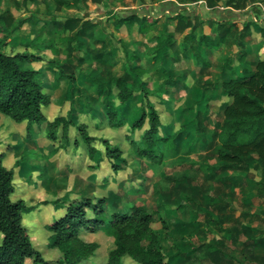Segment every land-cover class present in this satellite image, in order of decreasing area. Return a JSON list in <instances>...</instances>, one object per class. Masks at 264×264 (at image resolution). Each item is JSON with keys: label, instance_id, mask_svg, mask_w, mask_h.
<instances>
[{"label": "rangeland", "instance_id": "rangeland-1", "mask_svg": "<svg viewBox=\"0 0 264 264\" xmlns=\"http://www.w3.org/2000/svg\"><path fill=\"white\" fill-rule=\"evenodd\" d=\"M62 1L0 0V41L3 42L0 49L5 52L26 50L40 55L43 60L27 66L41 72L44 90L50 96V103L42 108L45 121L32 124L28 136L25 121L15 122L0 113L3 163L11 167L16 156L21 154L24 158L21 165L13 167L14 191L10 196L22 198L26 205L33 207L32 211L22 214V224L32 245L50 264H57L59 252L48 245L49 232L44 225L62 213L61 200L88 196L107 198V214L136 203L165 219L166 228L160 227L159 221L151 226L169 264H213L206 245L217 239L226 243L231 255L242 259L243 225L264 229V216L259 215L264 205L255 196L259 175L252 167L253 158L248 159V168L219 170L221 162L217 150L220 145L213 136L222 122L221 103L226 100L220 80L231 73L228 67L224 72L221 70L230 60L233 61L230 67L239 69L234 59L241 50L234 45L210 49L201 44L207 64L198 62L190 52L182 57V40L190 27L181 28L175 15L185 14L186 19L196 24L197 38L201 32L213 35L214 27L222 21L236 28L248 21L263 22L261 10L256 5L253 12L244 11L245 15L239 17L240 9L229 7L227 0H219L211 8L204 0ZM130 13L146 16L155 21V25L146 33L138 32L137 23L131 27L116 25L118 14ZM29 16L34 23H19ZM69 17L88 25L78 36L80 44L69 46L61 40L71 33L62 27ZM165 29L172 32L173 44L163 57L162 51L155 47L165 37ZM245 43L247 61L264 55L260 33L257 37H248ZM97 53L102 55L101 60L93 58ZM131 54L135 55L133 63L149 73L148 86L153 89L150 100L159 113L162 135L174 133L182 123L191 121L196 112L202 121L198 139L187 132L176 140V149L161 146L160 164H151L136 155L135 147L127 138L130 135L128 122L120 128H111L106 123L104 95L109 94L116 102L111 93V78L124 72L126 57ZM79 57L83 59L81 62ZM49 59L52 62H48ZM65 62L70 64L69 71H73L75 81L64 79L55 83V67ZM50 66L55 70H48ZM168 75L174 76L177 83L165 86L162 81ZM138 104V100L131 104L132 112ZM58 114H71L76 121L87 123L89 134L104 136L112 144H119L126 163L114 171L99 141L94 145L100 151V159L92 161L85 145L74 143L73 131L67 141L47 138L46 121ZM145 127L135 130L133 138L138 139ZM55 199L60 202H52ZM252 214L259 218H251ZM220 216L224 219L222 226L232 228L233 233L218 229ZM80 235L98 244L85 264H104L108 250L113 247V236L103 229H81ZM254 253L264 258V247H256ZM25 264L30 261L26 260Z\"/></svg>", "mask_w": 264, "mask_h": 264}, {"label": "trees", "instance_id": "trees-1", "mask_svg": "<svg viewBox=\"0 0 264 264\" xmlns=\"http://www.w3.org/2000/svg\"><path fill=\"white\" fill-rule=\"evenodd\" d=\"M204 1L211 8L219 0ZM253 2L255 0L226 1L227 5L234 9H243ZM175 18L181 24V28L190 27V31L182 40L181 52L184 58L190 52L198 62L207 64L201 53V44L210 49L219 48L221 45H234L241 50L239 56L234 59L239 69L233 70L230 67L233 61L230 60L221 70L224 72L228 67L231 73L220 80V88L226 100L221 103L222 122L213 131V136L220 145L217 150V158L221 162L219 170L248 168L250 167L248 159H254L252 167L259 175L255 196L264 205V55L247 61L245 39L250 35L252 22L248 21L241 28L225 24L223 21L218 22L213 35L201 32L196 38V24L186 19L187 15L177 13ZM27 21L35 22L29 16L19 20V23ZM115 23L117 26L127 27L137 23L139 33H146L155 25V21H150L146 16L139 17L135 13L118 14ZM87 26L85 21H80L76 17L65 19L62 27L71 33L62 36L61 40L69 46L80 44L78 36ZM164 31L165 37L155 50L162 51V56L166 57L168 48L173 44V35L167 29ZM259 33L264 43V27L259 29ZM2 43L0 41V45ZM47 46L50 47V43ZM101 56L97 53L93 58L101 60ZM41 60L43 59L40 55L26 50L5 52L0 49V113L15 122L25 121L27 136L32 131V124L45 121L42 108L50 103V96L45 92L40 78L41 72L27 66L30 62ZM82 60V57L78 58L79 62ZM134 60V54L126 57L124 72L111 78V93L116 102L109 94L104 95L102 105L106 107V123L111 128H120L128 122L130 135L127 138L135 147L136 155L151 164H160L163 158L161 146L164 144L170 149H176V140L187 132H192L194 139H198L202 121L198 118L199 112H196L191 121L182 123L174 133L162 135L159 113L150 100L153 89L148 86L149 73L144 67L133 63ZM48 62H52V59ZM69 66L70 64L65 62L55 67L57 69L55 83L64 79L75 81L74 73L72 70L69 71ZM55 68L47 67L50 71H54ZM162 83L165 86L175 84L177 79L168 75ZM136 100L139 104L132 112L131 104ZM145 125L141 136L138 139L133 138V132ZM70 131L74 132V143H83L92 161L100 159V151L94 145L95 141H99L103 145L104 156L114 171L126 163V156L119 144H112L104 136L89 134L87 123L76 121L73 115L58 114L46 121L45 134L52 141L57 139L67 141ZM4 155L5 152H0V264H25L26 260H29L30 264H50V261L44 259L40 251L32 245L22 224V214L32 211L33 207L26 205L22 198L12 199L10 196L14 191L13 167L21 165L24 158L19 154L12 166L8 167L3 163ZM106 200L107 198L78 196L61 202L59 199L52 201L60 202L64 207L62 214L44 225L49 232L48 245L59 252L57 264H85L93 256L98 244L95 241L84 240L80 236L81 229L91 231L103 229L113 236V247L108 250L104 264H126L124 260L129 261V264H169V259L159 245L157 233L151 226V223L159 221L160 227L166 228L167 221L136 203L107 214ZM222 208L225 209V206ZM260 214L264 216V209L260 210ZM222 218L223 216H220L217 219L218 229L221 232L233 233L232 228L222 226L224 220ZM251 218L259 217L253 215ZM241 234L242 259L231 255L222 239L206 245L213 264H264V258L254 253L256 247H264V229L246 224L241 228Z\"/></svg>", "mask_w": 264, "mask_h": 264}, {"label": "crops", "instance_id": "crops-1", "mask_svg": "<svg viewBox=\"0 0 264 264\" xmlns=\"http://www.w3.org/2000/svg\"><path fill=\"white\" fill-rule=\"evenodd\" d=\"M259 1H262V0H255V2H253V3H250V4H248L245 8H243V9H240V11H241V13H238L237 15L239 16V17H242V16H244L245 14H244V11H247L248 13H250V12H253L255 9H256V3L257 2H259ZM261 22V23H260ZM257 25V26H256ZM254 26H256V28L257 29H255L254 28ZM261 27H264V21L262 22V21H257L256 23H252L251 24V26H250V35L248 36V37H250V36H254V37H257L258 36V30L261 28ZM247 37V38H248ZM246 38V39H247ZM258 39V38H257ZM245 46H247V44L245 43ZM5 156V155H4ZM63 207V206H62ZM63 209H64V207H63ZM64 211V210H63ZM63 211H62V213H63ZM61 213V214H62ZM60 215V214H59ZM48 236V235H47ZM81 236V235H80Z\"/></svg>", "mask_w": 264, "mask_h": 264}, {"label": "built area", "instance_id": "built-area-1", "mask_svg": "<svg viewBox=\"0 0 264 264\" xmlns=\"http://www.w3.org/2000/svg\"><path fill=\"white\" fill-rule=\"evenodd\" d=\"M256 5L261 10L260 18L264 20V0L257 2ZM253 20L257 21L255 17H253Z\"/></svg>", "mask_w": 264, "mask_h": 264}]
</instances>
